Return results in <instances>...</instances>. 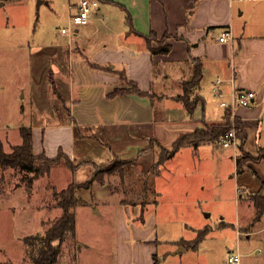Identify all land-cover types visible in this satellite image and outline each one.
<instances>
[{
    "label": "crops",
    "instance_id": "crops-1",
    "mask_svg": "<svg viewBox=\"0 0 264 264\" xmlns=\"http://www.w3.org/2000/svg\"><path fill=\"white\" fill-rule=\"evenodd\" d=\"M77 1L70 4L73 12ZM81 26L80 36L87 41L73 49L49 47H57L59 52L63 48L68 51V74L71 75L73 69L77 76L81 70L75 71V62L70 66L69 56L73 50L80 51L85 57L86 64L81 61L86 65L89 82L77 79L81 82L77 87L75 81H60L66 91L61 99L64 101L62 108L68 109L71 117L65 127H60H67V138L53 141L52 137L47 143L30 127L33 152H44L52 157L61 149L73 160L82 158L80 161L96 162L86 158L83 152L85 145L98 144L103 148L102 156H105L99 163L116 155L124 160L133 159V168L148 174V168L156 158L154 148H148L150 138L170 146L181 133L223 120L226 108L214 105L208 92V85L213 88L220 78L222 94L217 95L221 98H230L234 89L255 91V98L248 107L230 109V119L237 117L243 122L245 142L240 147L235 133V142L230 146H225L221 137L196 147L188 144L178 151L194 150L201 157L196 166L198 170L212 167L216 173L223 166L228 168L224 174L232 180L233 194L238 198L236 228L239 234H246L248 238L257 231L258 224L264 226V215L252 222L253 201L249 198L251 192H260L264 196V159L246 160L240 172L236 167L242 151L256 158L259 147H264V0H99L89 22ZM225 30L231 33V37L221 41L219 37ZM151 32L156 33L158 39H152L150 46L155 48L158 40L167 35L162 43L169 46V52H151L146 40ZM194 59L201 63V79L191 88L190 96L197 95L200 100L190 113L180 97L184 82L193 75ZM119 71L126 72L140 89L152 91L155 96L134 92L107 95L115 87L128 86L120 80ZM46 112L56 115L51 109ZM232 129L235 132V126ZM71 171L73 176L77 171L83 174L82 179L73 178L76 183L90 180L93 174L92 165L86 163ZM159 173L153 178L156 195L151 201L146 198L145 202H126L117 193V187V190L111 189L106 181L100 184L109 194H118L119 203L92 205L97 213L104 210L115 212L117 243L114 257L117 264H154V260H158L159 237L155 228L160 220L167 219L158 212L160 201L155 183L161 177ZM92 184L88 192H91ZM221 184L217 183L215 190L208 193L213 197L224 196ZM77 207L72 208L75 230ZM128 219H131L130 224ZM74 234L76 236L75 231ZM182 240L173 242L175 253L191 247L182 244ZM83 245L86 247L87 243ZM179 247L184 250H178ZM75 257L78 259V255ZM76 264H80V260Z\"/></svg>",
    "mask_w": 264,
    "mask_h": 264
},
{
    "label": "rangeland",
    "instance_id": "rangeland-1",
    "mask_svg": "<svg viewBox=\"0 0 264 264\" xmlns=\"http://www.w3.org/2000/svg\"><path fill=\"white\" fill-rule=\"evenodd\" d=\"M73 1L0 0V140L5 152L20 143V126L33 128L47 143L52 137L53 141L67 138V127H60H65L71 117L68 109L62 108L64 101L61 99L66 91L61 82L75 81L78 87L81 82L77 79L88 81L86 65L81 61L86 64L85 57L80 51L70 50L69 56L70 66L75 62V71L81 70L77 76L72 68V74H68V51L59 48V52L57 48L73 49L87 41L80 36L83 27H75L70 20L74 13L70 5ZM63 27L71 28L72 32L62 35ZM208 88L214 105L218 106L221 99L229 100L227 96L214 95L209 85ZM50 109L56 115L46 112ZM102 151L101 146L90 143L85 145L83 155L98 162L105 157ZM200 158L194 150L176 151L160 166L161 177L155 183L160 201L158 212L167 219L160 220L155 228L160 248L155 264H232L227 259L229 251L239 252L238 264H264V226L258 224L257 231L248 238L246 234H239L236 228L238 198L233 194L232 180L224 174L228 168L223 166L216 173L212 167L198 170ZM81 159H72V164L92 165L93 161ZM71 170L64 159L53 164L49 173L37 177L25 168L0 166V264H33L40 237L61 215L54 191L65 189L69 182H75L76 176L82 179L81 172L73 176ZM143 175V170L133 168L124 179L113 173L106 176L105 181L111 189L118 188L120 192L117 193L126 202H142L143 196L134 195V192L142 191ZM219 182L224 196L213 197L208 192L215 190L217 183L220 186ZM92 183L91 192H88L89 185L77 188L76 236H66L56 264H76L79 260L80 264H117L114 257L115 212L97 213L92 205L119 203L118 194H109L99 182ZM146 197L151 201L154 195ZM132 209L134 207L130 209V218ZM240 209L242 213L241 205ZM206 227L205 237L193 246L197 229ZM180 239L187 240L181 243L191 247L175 253L173 242ZM83 243L87 246L83 247ZM75 254L78 259L74 258Z\"/></svg>",
    "mask_w": 264,
    "mask_h": 264
},
{
    "label": "trees",
    "instance_id": "trees-1",
    "mask_svg": "<svg viewBox=\"0 0 264 264\" xmlns=\"http://www.w3.org/2000/svg\"><path fill=\"white\" fill-rule=\"evenodd\" d=\"M128 21H130L129 15H127ZM167 35L163 36L162 39L158 40V45L153 48L150 46V41L152 39H158L156 33L151 32V34L146 37L148 48H150L153 54L157 52H169L170 48L168 45H164L163 39ZM195 63V69L191 79H188L184 82L183 85V94L181 99L185 105V108L188 112H192L195 108V105L200 100V97L195 95L194 97L190 96V90L192 87L199 84L201 79V63L198 60H192ZM120 80L123 83H127V87H115L107 95L112 96L115 94H121L126 92H134L139 95H149L152 98L155 94L152 91H145L139 88L135 81L127 77L126 72L119 71ZM52 78V75L50 74ZM52 83L53 79H50ZM230 108H226L224 118L218 123H207L203 128H196L192 131L179 134L173 143L170 146H165L159 140L155 138H150V145L148 148H154L156 158L152 165L148 168L147 172L144 173V179L142 183V191L138 196L143 198L142 202L147 198L148 194L154 195L155 198L156 191L153 187V178L159 173L160 166L169 158L174 156V153L178 151L181 147L191 144L196 147L204 142H213L219 140L221 136L232 129L235 126L236 137L239 139V146L242 147L243 143L246 140V132L244 129L243 122L237 117H234L233 120L230 119ZM21 142L18 145L13 146L11 151H6L4 149V144L0 140V166L1 167H16V168H25L28 172L32 173L33 177H37L50 172V169L53 164L61 162L62 159L66 161V165L74 170L76 167L80 166V163L72 164V158L66 155L61 149L58 150L57 154L48 157L44 152L34 153L33 152V143H32V129L29 126H20ZM259 155L255 158L249 155L246 152L242 151V155L237 159L236 167L240 172L242 169V164L246 160L254 159H264V147H259ZM111 161L105 163H94L92 162L93 174L90 180L83 181L79 184L74 181L68 183V186L65 189L60 191H54L55 204L61 209V215L54 220V222L46 229L44 235L40 237V245L38 248V253L33 257V264H56L58 256L61 254V245L64 242L68 234H73L75 231V218L72 208L77 204V187L79 186H88L92 182L104 183L106 176H111L113 173H118L122 179H124L127 174L130 173V170L133 167V159L124 160L119 156L113 155ZM90 162V161H88ZM132 166L128 171V167ZM31 180V178H30ZM132 187V186H131ZM148 191L146 194L145 192ZM141 193V195H140ZM249 198L253 201V216L252 222H256L264 215V196L260 192H251ZM144 206V205H143ZM208 228L198 229L197 235L192 239L194 243L193 246H196L200 240H202ZM191 240V241H192ZM32 241V240H31ZM186 242L182 240L181 242ZM185 244V243H184ZM187 247L190 246L187 243ZM154 260V264H155Z\"/></svg>",
    "mask_w": 264,
    "mask_h": 264
},
{
    "label": "built area",
    "instance_id": "built-area-1",
    "mask_svg": "<svg viewBox=\"0 0 264 264\" xmlns=\"http://www.w3.org/2000/svg\"><path fill=\"white\" fill-rule=\"evenodd\" d=\"M76 5V11L70 16V20H72V24L75 27L87 24L89 22L90 14L92 13L93 9L99 6V0H78ZM71 28L63 27L60 30V33L68 34L71 33ZM231 37V33L229 31H223L219 37V40L225 41ZM221 79L217 78L216 82L213 85L212 91L217 95H221V88H220ZM255 91L252 90H232L231 96L228 101L221 99L219 104L225 108H233L237 106L248 107L251 101L255 98ZM222 143L225 146H230L235 142V132L234 129H230L222 136ZM239 252L229 251L227 255V259L232 264H238L240 259Z\"/></svg>",
    "mask_w": 264,
    "mask_h": 264
},
{
    "label": "water",
    "instance_id": "water-1",
    "mask_svg": "<svg viewBox=\"0 0 264 264\" xmlns=\"http://www.w3.org/2000/svg\"><path fill=\"white\" fill-rule=\"evenodd\" d=\"M39 2H40V0H39ZM178 250H181V251H183L184 250V247H179V249Z\"/></svg>",
    "mask_w": 264,
    "mask_h": 264
}]
</instances>
